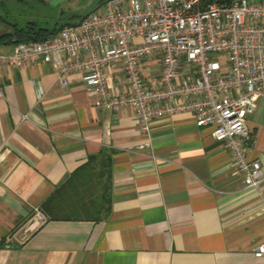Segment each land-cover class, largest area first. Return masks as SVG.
Wrapping results in <instances>:
<instances>
[{
    "label": "crops",
    "instance_id": "crops-1",
    "mask_svg": "<svg viewBox=\"0 0 264 264\" xmlns=\"http://www.w3.org/2000/svg\"><path fill=\"white\" fill-rule=\"evenodd\" d=\"M28 1L66 11L58 25L104 0ZM13 44L0 41V51ZM158 62L141 58L150 85L159 84ZM104 70L110 88L126 89L119 62ZM57 78L41 59L0 63V264H264L252 251L264 240V97L245 115L253 133L246 156L258 159L263 175L257 188L244 184L230 151L190 110L141 131L130 105L95 106L75 74L64 84ZM104 154L110 207L102 219L46 217L34 232L20 230L72 171L90 156L99 170Z\"/></svg>",
    "mask_w": 264,
    "mask_h": 264
},
{
    "label": "built area",
    "instance_id": "built-area-1",
    "mask_svg": "<svg viewBox=\"0 0 264 264\" xmlns=\"http://www.w3.org/2000/svg\"><path fill=\"white\" fill-rule=\"evenodd\" d=\"M147 55L159 61L158 85L143 79L139 64ZM37 59L52 63L61 84L75 74L95 106L130 105L141 131L155 118L190 110L230 151L244 184L260 186V162L246 156L253 133L245 115L264 97V0H104L53 34L0 51L2 64ZM113 62L123 70V91L105 83L104 67ZM45 218L36 206L20 230L34 232ZM252 251L262 256L264 240Z\"/></svg>",
    "mask_w": 264,
    "mask_h": 264
},
{
    "label": "trees",
    "instance_id": "trees-1",
    "mask_svg": "<svg viewBox=\"0 0 264 264\" xmlns=\"http://www.w3.org/2000/svg\"><path fill=\"white\" fill-rule=\"evenodd\" d=\"M204 2L212 0H203ZM218 3H228L230 0H213ZM80 18V17H79ZM79 20V19H78ZM7 30L0 32V41L15 43L17 41L40 40L53 34L65 24L40 26L35 20L28 19L23 25L7 22ZM77 21V20H76ZM75 22V21H74ZM96 156H90L72 171L63 182L56 186L51 194L44 199L39 207L49 218L83 217L86 219H102L109 210V177L108 157L104 154L99 160V170H95Z\"/></svg>",
    "mask_w": 264,
    "mask_h": 264
},
{
    "label": "rangeland",
    "instance_id": "rangeland-1",
    "mask_svg": "<svg viewBox=\"0 0 264 264\" xmlns=\"http://www.w3.org/2000/svg\"><path fill=\"white\" fill-rule=\"evenodd\" d=\"M34 7H31L28 0H0V22H3L2 20L7 22L13 21L16 22L17 25H23L26 20L33 19L40 24V26L49 27L53 26L58 21L55 18L57 15L61 16L66 13L65 11V13L62 14V12L59 13L58 11L48 9L46 6L39 4Z\"/></svg>",
    "mask_w": 264,
    "mask_h": 264
}]
</instances>
